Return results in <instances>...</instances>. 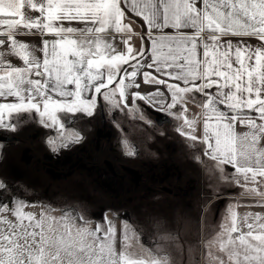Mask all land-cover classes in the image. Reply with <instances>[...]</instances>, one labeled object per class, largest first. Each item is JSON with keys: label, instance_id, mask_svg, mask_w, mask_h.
Instances as JSON below:
<instances>
[{"label": "snow or ice", "instance_id": "snow-or-ice-1", "mask_svg": "<svg viewBox=\"0 0 264 264\" xmlns=\"http://www.w3.org/2000/svg\"><path fill=\"white\" fill-rule=\"evenodd\" d=\"M26 7L39 15L28 16ZM134 18L142 19L146 32L135 33ZM21 28L40 37L36 50L42 58L16 38ZM166 28L176 34H154ZM45 34L55 38L44 39ZM134 34L140 36L139 50L131 43ZM234 37L241 39L234 42ZM245 37L258 43H246ZM6 44L7 54L23 66L3 62L0 53V98H15L0 102V131L15 133L25 116L35 114L41 126L57 130L46 143L58 152L83 140L79 131L65 130L58 114L91 118L100 96L110 113L127 108L128 89L136 88L130 112L151 123L138 106L143 101L150 110L181 120L175 131L190 141L188 147L202 146L220 182L243 189L242 197H261L256 204L264 207V0H0V47ZM144 68L156 73H142L144 84L158 86L155 91L138 90L135 78ZM188 102L201 109L200 136L198 116L186 115ZM237 124L248 131L237 132ZM122 145L126 155L135 154L127 141ZM196 160L206 163L200 156ZM26 206L0 181V264H170L167 253L159 255V246L156 253L143 245L139 253L131 250V242L140 237L128 221L117 250L111 221L106 229L100 223L92 229L76 224L83 217L74 210L61 209L65 215L57 218L51 206H42L39 216L25 211ZM236 208L226 207L220 232L205 245L206 258L225 264L213 253L216 248L227 264H264V213L241 215Z\"/></svg>", "mask_w": 264, "mask_h": 264}, {"label": "flooded vegetation", "instance_id": "flooded-vegetation-1", "mask_svg": "<svg viewBox=\"0 0 264 264\" xmlns=\"http://www.w3.org/2000/svg\"><path fill=\"white\" fill-rule=\"evenodd\" d=\"M138 106L151 123L128 108L110 113L102 96L91 118L58 114L65 130L83 136L80 143L58 152L46 143L57 130L41 126L35 114L25 116L19 131H0V181L13 195L62 215L61 209L74 210L92 229L107 223L108 215L125 219L139 233L140 244L152 252L158 246L169 249L161 239L165 235L178 237L177 248L185 254L196 251L201 236H215L232 198L226 194L238 187L220 182L202 146L188 147L190 141L175 131L177 119L155 114L143 101ZM179 110L177 106L174 111ZM122 141L134 147V155L125 154ZM83 220L77 219L81 224ZM183 256L181 264H188L187 254Z\"/></svg>", "mask_w": 264, "mask_h": 264}, {"label": "crops", "instance_id": "crops-1", "mask_svg": "<svg viewBox=\"0 0 264 264\" xmlns=\"http://www.w3.org/2000/svg\"><path fill=\"white\" fill-rule=\"evenodd\" d=\"M36 2H39V0H36ZM24 11L26 12V14L28 16H31V17H36L37 15H39L37 12L31 11L27 7L24 9ZM73 26L74 27H83V25H80V24H73ZM132 27H133L135 33H141V32H146L147 31L146 25H144V22L140 18H134V23H132ZM181 31L191 34L193 30L192 29H181ZM154 34H171V35H174V34H176V32L172 28H166V29L163 30L162 33L159 32V31H155L154 30ZM205 35H207V33H205ZM16 38L18 40L22 41V42H26L29 45V49L28 50L30 52H32L35 56L42 58V53L40 51L36 50V46H39L40 45V37L39 36L27 34V30H24V29L21 28L20 32H18L16 34ZM43 38L44 39H48V40H52L55 37L52 36V35H49V34H45ZM239 39H241V38L234 37L233 38V41L235 42L236 40H239ZM243 39H244V41L246 43H249V44H252V45H256L258 43V41L255 38L245 37ZM131 43H132V46L136 50H139L140 47H141L140 36L134 34L132 36ZM117 47L120 50H122L124 48V45L119 43V37H117ZM8 51H9V49H8L7 44L5 46H3V47H0V53L3 54L2 55L3 62L7 63L8 61H11L12 65H14V66H23V62L19 58L15 57V56L8 55L7 54ZM199 55H200V58L203 59V49L202 48L199 50ZM143 71H150V72H152L153 75H156V73L154 72V70H150V69H147V68L142 69L141 70V74L135 78L136 81H137V83H140V85H141L138 90L141 93L155 91L156 90V87H158V86H154V85H149V84H144L143 83V75H142ZM169 82H174V81L169 80ZM69 87L72 88L74 86L70 85ZM130 90L132 92L133 91H137L136 88H130ZM211 91H215V88H213ZM88 95H89L88 93H85V96L86 97ZM166 95L168 96V100L170 102V99H171L170 98V94L166 93ZM14 100H15V98H11V97H8V98H0V102H13ZM252 115L255 116V113H252ZM257 122H259V121H257ZM202 128H203V117L200 116V134L197 135V136H200L202 134ZM236 131L239 132V133H243V132L248 131V128L237 124ZM261 146L264 147V141L261 142ZM262 190H264V188H262ZM242 191H243V189H241L240 187H238L235 192H231L230 194L232 196V199H230L229 203L230 202L235 203L236 205L239 206V208L240 207L243 208L245 210V212H253V213L259 212V213H264V211H260V210H264V207L258 206L256 204V201L257 200H260L262 198L261 197H255V198L242 197L241 196V192ZM224 214L225 213L222 212V214L220 215V218H219V226H220V224L222 222V219H223L222 216H224ZM219 229H220V227H219Z\"/></svg>", "mask_w": 264, "mask_h": 264}, {"label": "rangeland", "instance_id": "rangeland-1", "mask_svg": "<svg viewBox=\"0 0 264 264\" xmlns=\"http://www.w3.org/2000/svg\"><path fill=\"white\" fill-rule=\"evenodd\" d=\"M128 71H132V69L131 68H128ZM131 92L132 91L130 89H128V95H129L128 107H127L128 109L132 107ZM54 98H55V95H54ZM186 107H187L186 115L188 116V118L191 119L194 116H198V123H197V127H196V135H199L200 134V116L198 114L201 113V110H200V108L196 104L191 103V102L187 103ZM107 110H108V106H107ZM180 111L181 110H179V112ZM179 112H177V113H179ZM61 116H63L64 118H67L68 115L63 114ZM178 121L180 122L179 123V125H180L182 123V121L181 120H178ZM222 193H226V192H222ZM226 195H230L231 196V194H226ZM24 200L27 202V206L25 207L24 210L27 211V212L35 213L37 216H39V214L42 211V205L39 204V203H34V201L31 200L30 198H25ZM229 204L236 205L233 202H230ZM240 208L237 205L236 210H237V212L239 214L243 215L245 213V210L243 208H241V209ZM260 211H264V210H260ZM223 213H225V209L223 210ZM50 214L52 216H54V217H57V218H59L61 216H64V215L61 214L60 211H54V210ZM7 215L9 216L10 219L12 218L10 213L7 214ZM222 217H224V216H222ZM83 219H84V217H83ZM107 221H111L112 224L115 225V228H116V231H117V250H119L120 247H121V245H120V238H121V234H122L123 222L124 221H127V220H125V219L120 220V219H117V218H113L112 215H108ZM76 224L78 226L79 225H83V226L92 228V224L91 223L84 224V222H83L81 224V223H79L76 220ZM101 225H103L105 229L107 228V223H105V224H102L101 223ZM220 230L221 229L217 230L215 236L217 235V233L220 232ZM215 236H212V237H209V238H201L202 237L201 236L200 239H199L200 241H199V244H198V247H197L196 251L195 250H192V249H188L187 252H189V253H186L187 254L188 264H216L215 261H211V260H209V259L206 258L207 257V251L208 250L205 247L206 243L208 241L212 240V238L215 237ZM131 243H132V249L131 250L139 253L140 250H141V246L143 244H140V242H137L136 240H133ZM167 244H168V246H170L169 249L167 248V250H166V248H162L163 251L160 252L159 255L162 257L164 255V253H167L170 256V264H181L180 260L182 258H184L183 255H186V254L182 250L181 251L178 250L179 248H177V246L180 244V242L172 241V242H167ZM212 251H213V253L215 255L221 256L224 259L225 264H227V257L224 256L223 253L218 252L216 250V248H213ZM181 252H183V253H181ZM153 253H156V251L153 252ZM142 255L147 256V252L142 253Z\"/></svg>", "mask_w": 264, "mask_h": 264}, {"label": "water", "instance_id": "water-1", "mask_svg": "<svg viewBox=\"0 0 264 264\" xmlns=\"http://www.w3.org/2000/svg\"><path fill=\"white\" fill-rule=\"evenodd\" d=\"M153 112H154V111H153ZM155 114H159V113L155 112Z\"/></svg>", "mask_w": 264, "mask_h": 264}]
</instances>
